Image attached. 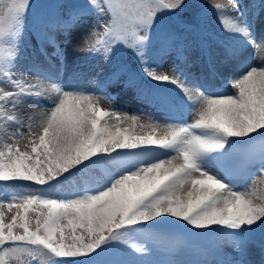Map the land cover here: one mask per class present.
I'll return each mask as SVG.
<instances>
[{
	"label": "snow or ice",
	"instance_id": "snow-or-ice-1",
	"mask_svg": "<svg viewBox=\"0 0 264 264\" xmlns=\"http://www.w3.org/2000/svg\"><path fill=\"white\" fill-rule=\"evenodd\" d=\"M190 4V21L167 29L159 26L162 14L179 17ZM30 6V0H0V84L11 88L0 87V264L83 259L95 264H179L156 258L152 222L167 223L169 217L227 237L232 253L242 254L250 244L264 250V236L255 237L257 229H264V194L257 195L264 193V66L252 63L264 61V37L256 38L253 21L247 19L249 12L253 18L257 9L264 12V0H256L251 8L240 0H212L211 9L228 33L225 43L231 54L246 47L253 50L239 74L228 81L234 91L214 94L181 72L152 66L153 54L174 50L184 55L183 32L197 31L199 18L211 10L204 3L89 0L87 7H70L67 20L50 13L38 37L41 52L44 44L53 42L55 29L67 31L94 11L102 22L85 42L90 53L109 62L120 46L131 49L149 80L178 88L192 122L163 125L104 109L101 100L109 98L93 92L56 84L47 89L22 75L17 78ZM230 11L236 15L225 14ZM125 74L126 86L136 87L135 74L123 64L115 67L109 83ZM52 92L51 107L29 116L21 112L25 102L41 107L42 98ZM254 136L258 144L244 142ZM157 148L168 158L140 166L146 153L135 150ZM93 157L137 163L102 188L55 190L65 173ZM225 173L252 183L234 186L225 182ZM14 182L46 190L21 194L11 191ZM218 264L243 261L229 256Z\"/></svg>",
	"mask_w": 264,
	"mask_h": 264
},
{
	"label": "rangeland",
	"instance_id": "rangeland-1",
	"mask_svg": "<svg viewBox=\"0 0 264 264\" xmlns=\"http://www.w3.org/2000/svg\"><path fill=\"white\" fill-rule=\"evenodd\" d=\"M187 2L204 3L208 5L210 9L212 4V0H187ZM240 2L243 4L244 8H251L256 0H240ZM88 3L89 0H30L31 6L26 15V29L21 45L16 77L20 78L22 75L26 77L27 80L32 79V76L43 77L42 81L45 83V88L48 89L46 85L54 83L55 79L60 75V82L63 81L64 84L77 85L88 90L87 92H96V95L109 98L101 100L100 106L104 109H114L128 115L147 117L162 125L192 122L193 114L191 110L188 109L183 93L174 85L157 83L156 81L149 80L140 69L139 62L131 52V49L120 46L121 48L114 51L109 62H105L99 56L88 51L85 42L91 37L92 33L97 30L99 24L102 22L101 17L94 11L89 12V14L85 15L77 24L71 26L67 31L62 30V28L55 29L52 33L53 42L44 44V52H41L38 37L40 33L45 30L50 13L55 12L59 14L62 19L67 20L70 7L78 6L84 8L87 7ZM256 12L257 14L254 18L249 12L247 19L254 21L256 27L261 29L264 33V12H259L258 9ZM225 14L229 17L236 15L235 11H230ZM192 18L193 12L192 5L190 4L188 9L179 14V17L171 14H162L160 16L159 26L165 29L173 25L179 27L182 22H188ZM199 21H204L206 23L204 26H207L208 29L212 31H216L217 34H220L222 39L224 38L225 40L228 33L225 31L219 14L215 9H211L200 17ZM207 38L212 45V51H210V53H212V61L221 76V78L216 79L217 81H214L213 79L216 77H211L209 75V85L215 88L213 94L216 92H226L227 88L229 89L231 85L224 84V81L228 82L235 77L233 75L235 71H233L230 65L227 67L221 66L215 58L217 54L215 50L217 49L219 54H224V61L227 59V61L231 63H236L235 61H237L238 58L237 55L242 53V50L233 55L231 54V50L224 45H220V42L210 37ZM182 39L187 44L183 56L178 55L174 50L169 51L167 54H160L159 57L153 54L152 66L156 67L159 65V70L166 73H171L173 70L185 73L188 67L197 78L201 75L204 77L207 76L209 69L206 68L205 64L206 52L202 51L199 46L198 33L184 31ZM240 62L243 65L245 60L241 59ZM252 63L258 67L264 66V61L259 59L253 60ZM120 64L125 65L130 72L135 74L137 79L136 87L126 86L127 74L121 76L118 82L109 83L111 73L115 67ZM232 65L234 66V64ZM36 81L41 80L36 77ZM63 83H59V85L61 86ZM156 85L165 86L170 97L172 95L171 91H174L173 93L176 94L179 99L174 100L171 105H167V101L164 102L160 97H156L151 93L150 89L154 88ZM0 87H6L11 90L10 86L4 84H0ZM135 151L146 153L144 159L139 162L140 166H146L151 162H157L158 158H168V156L163 155L164 150L158 148L152 150L137 149ZM112 155L113 157L117 156L116 153ZM121 155L128 156L129 153H123ZM93 161L95 162L93 163ZM128 163L118 160H108L107 158L100 159L99 157H93L92 161H85L83 164L71 169L70 173H65L64 176L61 177V183L55 190L60 193H72L81 191L85 188H102L112 179L119 178L120 175L125 174L127 169L131 165L136 164L137 161H129ZM65 177H67V179H65ZM223 178L225 182L237 187H247L252 183L251 180L243 181L229 176L226 178L223 176ZM14 183V185L10 186L11 191L21 194L46 190L35 187L33 184H24L23 182ZM53 183L55 184V181ZM2 190V187H0V191ZM10 194V192L5 193L6 196ZM262 194L264 193L257 192V195ZM167 219L169 222L181 223V220H173V218L170 217ZM152 223L154 226L152 231L156 236L154 248L156 250L157 259L165 262L174 260L178 261L179 264H195V262L198 261V257L196 261L191 262H189L186 257V250L182 243L183 234L181 233V229H178V226L173 228L165 223L159 225L155 224V221ZM208 234L210 238L218 244L225 255L228 257L232 256V260H242L243 264H262L259 244L248 245L242 254L232 253L230 241H224L222 237L210 234L209 232ZM263 235L264 229L256 230L255 237L257 239ZM84 261L85 263L95 264L94 260L84 259ZM201 261H206L207 264H213V260L205 256H202ZM82 263H77V261L63 262V264Z\"/></svg>",
	"mask_w": 264,
	"mask_h": 264
},
{
	"label": "bare ground",
	"instance_id": "bare-ground-1",
	"mask_svg": "<svg viewBox=\"0 0 264 264\" xmlns=\"http://www.w3.org/2000/svg\"><path fill=\"white\" fill-rule=\"evenodd\" d=\"M253 30H254V34H255L257 39L264 37V33L262 32L261 29L256 27V24L254 21H253ZM236 39H241V38L237 37ZM252 52H253V50L251 49V47H246V48L242 49V53L237 55L238 56L237 61H235L234 59L231 58L236 63H231V62H228L227 59H226V61H224L225 60L224 54H219V51L216 49L215 53H217V54L215 55V58L223 67H227L230 65V67L233 68V71H235V73L233 75L236 76L237 74H239L240 69L242 67V63L240 62V60L244 59L246 61L252 55ZM232 64H234V66ZM190 70L191 69L187 67L185 70V73H183L188 78V81L189 82L194 81L197 85L202 87L206 92L213 94V92L215 91V88L210 87L209 82H208V80H210V79L208 78V76L204 77L200 74L201 75L200 77H202V78H200L199 76L197 78V77H195V75L192 74V72ZM46 71H48V70H46ZM36 77L40 78L41 81H36ZM36 77L32 76L31 77L32 79H28V81L30 80L29 82H31L33 84L38 82L43 88H45V83L42 81L43 77H40V76H36ZM59 77H60V75L57 77V79H55L54 83H49L46 85V87H48V89H50L51 85H53V84L60 86L59 83H63V81L60 82ZM60 87L65 88V89H69V90H71V89H83L86 92L88 91L85 88H82V87H79V86L73 85V84H68V83L67 84L63 83ZM233 91L234 90L231 87L227 90V92H233ZM54 96H55L54 92H52L50 94H46L42 98L41 107H38L37 105H35L31 102H25L24 106L21 109V112L25 116H29V115H33L35 113H39L40 111L43 110V108L52 106V98H54ZM245 264H248V263H245Z\"/></svg>",
	"mask_w": 264,
	"mask_h": 264
}]
</instances>
